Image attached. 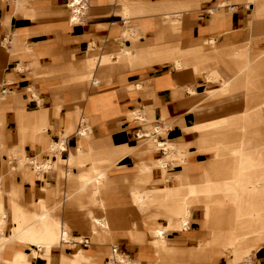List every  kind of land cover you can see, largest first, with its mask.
<instances>
[{"label":"crops","instance_id":"crops-1","mask_svg":"<svg viewBox=\"0 0 264 264\" xmlns=\"http://www.w3.org/2000/svg\"><path fill=\"white\" fill-rule=\"evenodd\" d=\"M69 2L0 0V210L7 215L5 233L14 236L24 229L17 225L20 216L35 222L45 206L61 214L74 237L82 232L89 236V212L104 217L111 232L95 245H129L128 251L136 246L134 253L145 263L159 258L160 264H195L188 246L208 244L212 260L206 264H248L247 260L261 264L253 257L259 252L264 257V249L256 250L254 241L237 230L242 218L235 222L239 237L211 234L218 223L217 204L201 205L196 192L203 198L218 186L234 192L243 215L264 208V172L246 176L239 172L247 153L264 168V0H88L87 11L77 21ZM125 48L141 60L130 66ZM102 55L107 61L101 66ZM176 60L182 65L179 70ZM242 69L246 80L240 83L237 76ZM238 99L244 103L241 112L214 116L222 102ZM137 110L145 113L143 123L135 118ZM70 115L76 116V125L66 133V149L57 156L48 154L47 143L58 140ZM151 123L168 127L159 138L174 140V150L180 161L191 164V174L171 175L175 163L165 171L158 168V159L165 155L152 153L144 143V137L151 135ZM82 125L92 155L77 142L75 130ZM34 126L36 135L29 139ZM220 129L233 131L216 135ZM236 134V139L230 138ZM196 136L205 137L198 148L193 144ZM12 147L25 163L8 161ZM79 151L89 158L80 159ZM70 154L75 156L71 162ZM139 154L147 155L146 160L136 161ZM209 155H215L221 166L217 174L198 170ZM34 158L40 169L31 162ZM230 159L233 164H226ZM145 163L152 168L141 169ZM103 167L107 169L100 195L104 207L60 209L57 204L70 185L81 186ZM167 187L173 199L155 192ZM137 193L146 196L152 210L190 207L187 232L169 226L176 255L162 258L154 253L144 234L162 217L148 218L149 210L141 216ZM194 223L200 228H193ZM254 226L262 228L257 222ZM37 228L26 234L27 240ZM125 239L143 240L119 245L118 240ZM12 242L11 238L0 248V264H60V249L37 251L26 240ZM85 249L99 262L108 250L90 245Z\"/></svg>","mask_w":264,"mask_h":264},{"label":"bare ground","instance_id":"bare-ground-1","mask_svg":"<svg viewBox=\"0 0 264 264\" xmlns=\"http://www.w3.org/2000/svg\"><path fill=\"white\" fill-rule=\"evenodd\" d=\"M69 10L72 18H74V21H77L80 19L81 15L85 13L87 7H88V0H70L69 2ZM131 49L125 48L123 49V53L128 57V64L132 62L141 60L142 56H133L131 53ZM106 57L102 55V59L100 62V65L106 64ZM175 67L177 70L182 68V65L180 61L176 60L174 62ZM18 68H23L22 65L19 63ZM98 74V73H97ZM106 75V74H105ZM98 76V75H97ZM96 83L99 82V79L96 77ZM187 91L191 94L194 93V90L190 87L187 88ZM207 95V94H206ZM1 96V95H0ZM260 100V99H259ZM221 106V105H220ZM218 108V107H217ZM203 108H199L197 111L199 112ZM211 109V108H210ZM76 113V112H75ZM69 115V114H68ZM135 118L143 123L146 120L145 113L137 110L135 111ZM68 125H66L64 128L60 129V135L57 141H49L47 143V152L55 153V155H59L60 152L64 149H66V142H67V135L66 133L70 131L73 127L76 125V116L70 115L69 116ZM83 121V120H82ZM40 123L43 122H37V126H40ZM32 127V135L29 137L32 138L34 135H36V128ZM53 126L52 124H49L48 127ZM154 132L158 133V128L155 127ZM153 130V129H152ZM163 132H166L165 130ZM139 137H142L143 135L141 133H138ZM75 136L77 138V142L81 147L89 149L91 155H92V149L90 147L89 141H88V133L87 128L82 125L81 127L77 128L75 130ZM173 141L163 140L158 142V148L164 151L165 157H160L158 159V168H160L161 171H165L168 165V161L171 158V152L175 149V146L173 144ZM177 141H181V139H178ZM24 141L21 142V146H24ZM146 145V144H145ZM185 144L182 143L180 146L184 147ZM17 147H12L10 150H8L7 158L9 162H12L13 160H18L21 163H25V158L23 156H18V151H16ZM151 148V147H150ZM223 148V147H222ZM229 148V147H228ZM170 150V151H169ZM80 159L86 160L89 158L88 153H82L79 151ZM180 154V153H179ZM147 155L139 154L137 155L138 162H141L143 160H146ZM74 155L70 154L68 157L69 162L74 159ZM31 162H33L35 169H40L42 166L37 162V160L34 158ZM137 162V163H138ZM50 165V164H49ZM13 167V166H12ZM45 167V166H44ZM54 168V167H53ZM151 165L148 163H145L141 169L148 170L151 169ZM100 171H95V177L86 179L84 183H82L81 186L75 187L74 185H70L67 189L66 194L62 196L61 198V204L62 207L64 206L65 209H71V208H77V209H88L90 206L94 205H100L101 207H104V201L100 198L101 195V186L103 184V176H105V173L107 171L106 168H99ZM55 171V170H54ZM190 172V171H189ZM156 194H162L163 199L170 200L173 199V194L169 187L157 189ZM138 195V193H137ZM136 197V196H135ZM174 198H178V196H174ZM186 198V197H185ZM146 196L145 195H138L136 206L138 208V211L142 213L141 216H144L145 213L149 210L150 213L148 214V218H157L161 216L162 221L158 222L157 225H154L153 227H149V229L146 231L145 235L149 236V240L151 242V245L153 247L154 253L160 257L161 252H168L166 256H172L173 254L176 255L175 252V245L173 243V240L169 237V226L176 225L178 228H180L182 231L187 232L189 228V223H191L190 220V207L185 206L183 209L178 208H166L163 211L160 209H151V202H145ZM157 200V199H156ZM2 202V201H1ZM157 202V201H156ZM175 202V201H174ZM178 202V200H177ZM58 203L57 205H59ZM161 205V204H160ZM179 206V205H178ZM6 210V209H5ZM52 210V208H51ZM50 208H47L45 206L42 207V210L39 212L38 215L35 216V220H37L39 223V226L36 230V233L33 234L32 239L27 240L23 237H20L18 235H10L6 234L4 232V225L7 220V215L4 210H0V230L3 232L2 237L0 238V248L9 241L12 237H16L20 240H26L28 241L32 247L35 248L37 251L41 250H48V249H55V248H61V246H70L71 250H60V264H98L99 259L95 258L92 253L87 251L85 249V246L77 244V242L82 241V234L85 232H82V234L78 235L77 237H74V235L71 234V226L62 219L61 214L59 217V214L56 212L51 211ZM91 220L90 224L88 226L87 233L89 234L90 243L91 244H98L100 241H105L106 237L104 236L106 231L111 232V227L109 226V223L106 222L104 217L95 216L91 212H89ZM140 215V214H139ZM128 216V215H127ZM123 217V216H122ZM125 217V216H124ZM121 218V217H120ZM107 219V218H106ZM118 219V218H117ZM116 220V219H115ZM126 220V219H125ZM142 222H147L148 219H141ZM116 222V221H114ZM52 227L49 231H45L46 227ZM128 228V227H127ZM17 229V228H16ZM126 229V228H125ZM79 231V230H78ZM21 232L26 234H31L27 228H24L21 230ZM129 233V232H128ZM76 240V243H75ZM143 240V239H142ZM141 239L138 240H130L128 239V243L134 244V242L142 241ZM111 250H107V252L104 254L103 257H100L105 260L107 258V264H119V261L121 263L126 264L127 258L126 256L129 254L128 250L124 251H118L117 250V244L113 243L110 244ZM75 246H79L75 249ZM88 246V245H87ZM207 247L201 248L200 244L197 246H188V250L190 252H201L209 248V245L206 244ZM233 247V243L232 246ZM18 250V249H17ZM19 251V250H18ZM21 253V252H20ZM23 254V253H22ZM135 257V263L134 264H160L158 262L159 258L157 260L149 261V259H146V263L143 262L140 258H137L136 253H133ZM19 256V254H17ZM112 255V256H110ZM174 256V255H173ZM46 257V256H45ZM18 260V259H17ZM101 261V259H100ZM247 263L252 264V260H247ZM22 264V263H20ZM27 264V263H26ZM130 264V263H129ZM167 264V263H164Z\"/></svg>","mask_w":264,"mask_h":264},{"label":"rangeland","instance_id":"rangeland-1","mask_svg":"<svg viewBox=\"0 0 264 264\" xmlns=\"http://www.w3.org/2000/svg\"><path fill=\"white\" fill-rule=\"evenodd\" d=\"M67 8V7H66ZM88 9V7H87ZM86 9V11H87ZM85 11V12H86ZM227 57H230V56H227ZM243 70V69H242ZM244 70L243 72H241L240 74H238L237 76V79L239 80L240 83H243L246 79H245V75H244ZM222 106L223 108H221L217 113L214 114V116H225V115H228V113H239L243 110L244 108V103L242 100L238 99L237 101H224L222 102ZM221 106V107H222ZM223 109H224V112H223ZM264 114V112H263ZM152 124V132H151V135L148 134L147 136L144 137L145 141L144 143L147 145V146H150L151 149L153 150L152 153H155L157 151H161L162 152V155L160 156H163L164 154V151L163 150H159L157 148V144L155 142H153V138L154 137L156 140H159V141H163L164 139H161L159 138V136L161 135H165V132H163L164 130L166 131L168 127H166V125H160V124H157V123H151ZM155 127L158 128V133L154 132V129H156ZM223 130V131H222ZM140 131V129H139ZM138 131V132H139ZM233 129H220L217 131V134L216 135H220L221 133H225V134H228L230 132H232ZM238 133V132H236ZM221 134V135H223ZM231 135V134H229ZM238 135L241 137V136H244L245 134L242 132L238 133ZM160 136V137H161ZM237 136L236 135H233L231 136L230 138L233 139ZM204 136H196L194 137V140H193V144H195L197 146V148L199 146H201L203 143H205V140H204ZM236 139V138H235ZM218 140L216 139L215 142H217ZM197 150V149H196ZM170 151V150H169ZM215 151V150H214ZM226 152H230V153H233L232 150H229L227 149ZM196 153V151L194 152H189L188 154L189 155H192ZM210 154V153H209ZM171 158L170 160L168 161V165L167 167L170 168L172 164L175 163V165L173 167H171V172L170 174L173 175V174H191V164L187 163L185 160L184 161H180L179 159V153L176 152V150H173L171 152ZM204 155H207V154H204ZM160 156H156V157H160ZM177 160V161H176ZM256 157L254 156V154L250 155L249 153L246 154L245 156V159L243 161V163H241V165L239 166V172L242 174V175H255L256 173H263L264 172V168H263V164H261V161H256ZM180 161V162H179ZM226 164H233V161L230 159L229 161H226L225 162ZM7 166V168H9L10 164L8 162L5 163ZM9 164V165H8ZM218 162L216 161V158H215V155L214 156H206V159L201 162L199 165H198V170L200 169H205V170H208L209 173H212V174H217L218 173V170L221 169V166L218 167ZM224 167V166H223ZM230 167V166H229ZM157 168V167H156ZM174 168H176L177 170L174 171ZM224 168H227V166L225 165ZM190 171V172H189ZM200 171H198L197 173H199ZM172 184V181L169 182ZM226 194H230V197H225ZM234 192H231V191H226L224 190L222 187H219L217 189H215L212 194L210 195V197L208 198H203L201 192L197 191L196 192V199H197V202H200L201 205L203 206H211L212 204H217V212L215 215H217L216 217L218 218V223L217 225H215V227H212L210 229V232L212 235H216V234H221V235H224V236H227L229 238H232L234 236H237L236 233H237V230H240V231H243L245 232L242 237L245 239V238H251L254 243L256 244L257 249H264V208L258 212H255V213H249L247 215H243L240 210H239V207H238V203H237V198L234 197ZM240 199H245L243 197V194L241 193V198ZM60 202H61V199H60ZM62 208V204L60 203V209ZM247 218H243V217H246ZM18 218V216H17ZM240 218H242V220L240 221H237L239 220ZM238 222L237 224V230L235 229V222ZM263 221V222H261ZM7 222V221H6ZM6 222H5V225H4V228H6ZM18 223L17 225L18 226H23L24 228H27L28 227V230L29 232H33V231H30V230H35L38 226V224L40 222H38L37 220L35 222H28L25 220V217L24 216H20V218H18ZM257 222V224H261L262 225V228H257L254 226V223ZM198 224L194 223L193 224V228L194 227H197ZM198 228H200L198 226ZM5 230V229H4ZM5 232V231H4ZM16 232V231H15ZM35 232V231H34ZM2 231L0 230V238L2 237ZM14 233V232H13ZM21 233V234H19ZM16 235L20 236V237H23L24 239L26 238V232L23 233L21 231L19 232H16L15 233ZM173 235H176L177 232H173L172 233ZM170 234V235H172ZM84 236H87L89 237L87 234L83 235L82 238ZM77 237V236H75ZM239 237V236H237ZM90 238V237H89ZM13 239V242L12 243H15V242H22L23 240H20L16 237H12ZM91 240V239H90ZM92 241V240H91ZM127 243L128 244V239H125V240H118V243L120 245V243ZM75 243H76V240H75ZM147 243V242H146ZM20 244V243H19ZM91 247H97V248H104L106 247V249H108L109 251L111 250V247L110 245L109 246H98V245H95V244H90ZM118 251H124L129 247V245L127 246H117L116 247ZM68 250L69 249L71 250L70 246H61L60 250ZM132 250L131 251H128L129 254L126 256L127 258V262L126 264H134L135 263V257L134 255L132 254V252L134 253L135 250L137 249L136 246H132L131 248ZM211 247H209L208 249L204 250V251H201V252H188L189 254H191L192 256V259L195 261V264H206L208 263V261H211L212 260V257H211ZM18 250H21V249H18ZM55 251L56 250H59V248H55L54 249ZM227 251V250H226ZM168 254V252H161V255L160 257L164 258L165 255ZM175 255V254H173ZM226 257H228L229 259L231 258L232 259V256H230L229 254L225 253ZM261 252H259L258 254L256 253V255H254L253 259L254 260H258V262H262L261 264H264V257L261 256ZM112 256V255H110ZM108 257H106V260H107ZM98 264H106L105 260H102L100 261ZM119 264H123L121 263V261H119ZM250 264V263H248Z\"/></svg>","mask_w":264,"mask_h":264},{"label":"built area","instance_id":"built-area-1","mask_svg":"<svg viewBox=\"0 0 264 264\" xmlns=\"http://www.w3.org/2000/svg\"><path fill=\"white\" fill-rule=\"evenodd\" d=\"M77 244L87 246V245H90L91 243H90L89 237L84 236L82 238V241L77 242Z\"/></svg>","mask_w":264,"mask_h":264}]
</instances>
